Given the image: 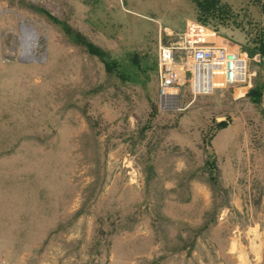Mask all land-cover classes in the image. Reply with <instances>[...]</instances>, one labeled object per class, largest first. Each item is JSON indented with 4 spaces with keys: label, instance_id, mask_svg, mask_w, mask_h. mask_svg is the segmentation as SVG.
I'll return each mask as SVG.
<instances>
[{
    "label": "rangeland",
    "instance_id": "374dc122",
    "mask_svg": "<svg viewBox=\"0 0 264 264\" xmlns=\"http://www.w3.org/2000/svg\"><path fill=\"white\" fill-rule=\"evenodd\" d=\"M222 1L259 84L264 0ZM34 5L150 70L108 74ZM197 17L191 0H0V264H264V101L160 105L159 42Z\"/></svg>",
    "mask_w": 264,
    "mask_h": 264
},
{
    "label": "built area",
    "instance_id": "2783aa9c",
    "mask_svg": "<svg viewBox=\"0 0 264 264\" xmlns=\"http://www.w3.org/2000/svg\"><path fill=\"white\" fill-rule=\"evenodd\" d=\"M219 37L216 29L191 21L176 40H160L157 73L163 110H181L186 93L195 100L238 87L252 88L250 58L240 47L218 43ZM184 81L185 93L180 85Z\"/></svg>",
    "mask_w": 264,
    "mask_h": 264
},
{
    "label": "trees",
    "instance_id": "16d2710c",
    "mask_svg": "<svg viewBox=\"0 0 264 264\" xmlns=\"http://www.w3.org/2000/svg\"><path fill=\"white\" fill-rule=\"evenodd\" d=\"M198 10L197 21L203 23L207 26H210L214 29H217L220 32L225 27L232 25L234 22L237 24V16L232 12L230 6L226 3H223L222 0H191ZM33 8L47 16V18L57 25L67 39L75 46L81 48L91 57L99 59L106 68V71L110 75H114L118 78H121L123 82H131L138 84V76L146 73L150 70V66L142 64L140 62L139 56L137 53H129L128 55L132 56L130 65L126 67V62H121L122 57L114 56L110 51L103 49L101 46L93 42L87 35L81 31L75 29L67 21L61 20L53 16L49 11L44 8L33 6ZM264 9V5H263ZM222 37L229 38L226 34H221ZM255 52L260 53L262 61V77L259 84H255L250 92L248 93V99L251 103L261 106L264 101V32L257 33L256 38L252 44ZM226 122L218 123V127L223 129L226 127ZM212 137L209 141V149H212V154H209L211 157L206 161L207 167H211L210 181L217 188L218 187V176L217 171V156L213 150ZM208 149V150H209Z\"/></svg>",
    "mask_w": 264,
    "mask_h": 264
},
{
    "label": "crops",
    "instance_id": "0c3cea01",
    "mask_svg": "<svg viewBox=\"0 0 264 264\" xmlns=\"http://www.w3.org/2000/svg\"><path fill=\"white\" fill-rule=\"evenodd\" d=\"M216 30H217V29H216ZM217 31H218V30H217ZM180 32H181V30L177 33L175 39H172V40H171V39L168 37V38L165 39V42H171V41L176 40V39L178 38V34H179ZM218 32H219V35H220V37H219V39H218V43H220V44H224V45H227V46L232 47V48H234V47H240V48L242 49L243 53L246 54V53L244 52L245 49L243 48V44L240 43L239 40L234 39V38L230 35V33H227V34H226L225 32H220V31H218ZM221 34H226V36L229 37V38L222 37ZM224 39H228V41H230L231 44H227V43L224 41ZM161 40H162V39H161ZM246 55H248V54H246ZM248 57H249V56H248ZM158 83H159V82H158ZM252 83H253V82H252ZM253 86H254V83H253ZM253 86H252V87H253ZM251 89H252V88L238 87V88H236V89L231 90V92L228 93V95H231L232 98H233L234 100L245 101L246 99H248V93L250 92ZM158 90H159V89H158ZM241 90H245V92H244L242 95H238V93H239ZM212 100H213V99H207L206 101H203V102H205V103H211ZM248 100H249V99H248ZM224 122H226L227 125H226V127L223 128V129H224V130H228V129L231 127V126H230V122H229V120L224 121ZM220 123H221V122H220Z\"/></svg>",
    "mask_w": 264,
    "mask_h": 264
},
{
    "label": "water",
    "instance_id": "95a60500",
    "mask_svg": "<svg viewBox=\"0 0 264 264\" xmlns=\"http://www.w3.org/2000/svg\"><path fill=\"white\" fill-rule=\"evenodd\" d=\"M20 59L22 61H26V62H40V61H42L35 53L31 54L28 57H21Z\"/></svg>",
    "mask_w": 264,
    "mask_h": 264
},
{
    "label": "bare ground",
    "instance_id": "6f19581e",
    "mask_svg": "<svg viewBox=\"0 0 264 264\" xmlns=\"http://www.w3.org/2000/svg\"><path fill=\"white\" fill-rule=\"evenodd\" d=\"M30 39L32 40V42L33 43H36V42H39V36H37V34L36 35H34V34H32L31 35V37H30ZM38 45V44H37ZM37 45L34 47V48H36L37 47ZM44 57V56H43Z\"/></svg>",
    "mask_w": 264,
    "mask_h": 264
}]
</instances>
